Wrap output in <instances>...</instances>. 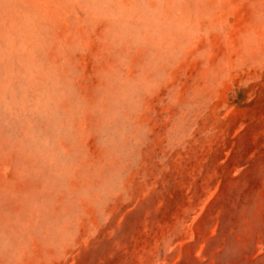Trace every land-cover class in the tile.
<instances>
[{"label":"rangeland","instance_id":"rangeland-1","mask_svg":"<svg viewBox=\"0 0 264 264\" xmlns=\"http://www.w3.org/2000/svg\"><path fill=\"white\" fill-rule=\"evenodd\" d=\"M0 264H264V0H0Z\"/></svg>","mask_w":264,"mask_h":264}]
</instances>
